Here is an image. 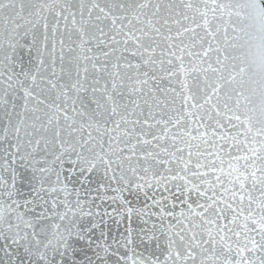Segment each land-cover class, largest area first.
I'll return each mask as SVG.
<instances>
[{
    "label": "snow or ice",
    "instance_id": "6c2138e0",
    "mask_svg": "<svg viewBox=\"0 0 264 264\" xmlns=\"http://www.w3.org/2000/svg\"><path fill=\"white\" fill-rule=\"evenodd\" d=\"M0 264H264V0H0Z\"/></svg>",
    "mask_w": 264,
    "mask_h": 264
}]
</instances>
